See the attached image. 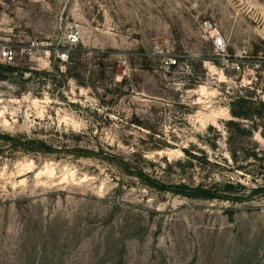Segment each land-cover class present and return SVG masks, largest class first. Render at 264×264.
Listing matches in <instances>:
<instances>
[{"label": "rangeland", "instance_id": "374dc122", "mask_svg": "<svg viewBox=\"0 0 264 264\" xmlns=\"http://www.w3.org/2000/svg\"><path fill=\"white\" fill-rule=\"evenodd\" d=\"M205 19L264 59V0H0V264H264V72Z\"/></svg>", "mask_w": 264, "mask_h": 264}, {"label": "built area", "instance_id": "2783aa9c", "mask_svg": "<svg viewBox=\"0 0 264 264\" xmlns=\"http://www.w3.org/2000/svg\"><path fill=\"white\" fill-rule=\"evenodd\" d=\"M199 32L202 37L210 42L212 51L220 57L222 68L221 75L223 79L226 78L228 73L236 74L240 76L239 85L244 87L246 78L256 79V74L258 72H264V59L254 58L249 56L246 48L240 47L234 54H229L227 49V42L225 38L221 35L218 30L215 22L205 19L199 22ZM69 44L76 41V36L74 33L69 34ZM52 42H30L24 46V50L28 51L29 54H38L41 52L43 47H52ZM56 59L59 62H64L68 59V50L67 47H55ZM18 50L17 48L8 43L0 42V63L3 64H13L17 58ZM163 66L165 68L172 67L176 65V58L172 56L163 55ZM261 70V71H260ZM250 83V80L248 81ZM264 97V94L262 95Z\"/></svg>", "mask_w": 264, "mask_h": 264}]
</instances>
